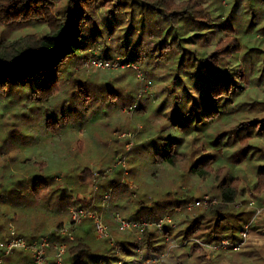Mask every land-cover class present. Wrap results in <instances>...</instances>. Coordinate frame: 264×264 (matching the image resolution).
Instances as JSON below:
<instances>
[{
	"label": "rangeland",
	"instance_id": "1",
	"mask_svg": "<svg viewBox=\"0 0 264 264\" xmlns=\"http://www.w3.org/2000/svg\"><path fill=\"white\" fill-rule=\"evenodd\" d=\"M213 1L200 2L209 6ZM231 2L232 0H220L216 7L217 14L226 16ZM253 3L261 5L256 8L261 10V20L264 22V1L255 0ZM247 8L250 9L251 5L243 0L237 10L243 25V28H240L243 48L258 46L259 52L264 53V42L260 41L264 40V36H258L259 34L252 30L245 29L250 18ZM108 41L112 43L113 37H109ZM148 46L150 48V45ZM213 48L207 49L210 51ZM101 52V48L95 46L89 51L88 59L101 60L97 58ZM260 56L259 60L264 61V57ZM121 60V56L107 60L116 65L109 68L93 67L91 63L87 66L86 63L83 64L79 77L91 86V89L85 88L87 104H77L76 112L65 110V119L60 117L58 126L56 123L45 121V110L48 106L59 104L61 101L58 99L55 104H39L29 99L25 90L19 97L15 93V97L8 95L0 99V238L8 233L9 228H13L20 236L32 237L31 241L38 240L39 236L48 235L57 227L68 225L72 207L90 206L92 203L91 210L101 216L113 244H109L106 239H97L92 223L83 221L71 226V240L59 239L52 235L46 249V257L53 260L55 246L61 242H65L68 249L78 230L86 225L87 228L90 227L93 249L99 251L101 246H106L111 249L115 260L117 259L116 264H122L124 254L121 241H136V237L139 241L149 243L147 238L150 232L156 234L160 242L163 238L160 237L162 232L157 233L151 229L153 225L146 227V235L144 232L139 235L135 232H122L113 219L115 215L129 219L130 215L142 206L145 208H141L139 212L141 218L150 217L151 213H154L151 218L163 214L161 219L153 222L161 220V225L166 223L171 228L172 239L164 244H168V247L176 246L174 243H177V235L180 229L184 228L179 221H187L190 218L187 213L177 211L173 200L180 197L192 201L206 198V204L201 206L187 210V204L192 202L189 201L182 207L190 214L198 213L197 207L206 210L218 203L220 184H225L234 187L237 192L235 202L226 206L225 214L231 218L238 214L237 218L245 223V228L249 225L250 227L245 236L241 234L239 242L222 239L217 243L222 257L215 264L264 263V212L256 217L264 210L263 175L256 177L258 172L264 171V132H241L238 135L233 133L234 136L229 132L239 122L264 120V112H258L260 109L264 110V80L256 82L258 73L254 76L252 74V70L258 66L250 70L252 79L245 80L244 83L248 88V95L240 101L263 102L260 108L258 103L252 109L248 104L242 105V111L236 114L229 111V114L217 116L208 122L206 129L199 131L202 133L185 135L180 132L183 141L178 148L175 165L158 163L154 166L152 162L156 145H152L150 141L156 135L164 136L169 132L180 135L166 126L169 122L166 114L170 111L172 101L164 100L167 98L165 88H173V85L170 80L164 85L156 84L145 78L143 66L122 64L119 62ZM153 60L150 61L151 65L156 64ZM156 65L155 72L161 76L168 72L170 66L169 63L164 66L161 62ZM261 66L259 64V68ZM112 93L115 95H109ZM143 105L145 113L136 111V107ZM248 130L251 131V128ZM218 134H223L219 144L205 143L204 140L208 142L209 138H215ZM238 136H249V139L239 143L235 139ZM127 144L131 145L128 150ZM122 148V155L117 156L116 152ZM202 154H212L216 161L212 163L207 175L199 177L188 169ZM217 154H222V157ZM101 169L104 173H101ZM36 177L50 178L49 187L42 189L39 194L31 193V182ZM113 178L115 183L109 184ZM93 179L97 181L98 189L100 184L103 189L109 186L111 196L108 200L103 202V199H98V190H92ZM59 188L65 190L64 195L70 196L69 204H66V199L61 200V204L58 203ZM156 198L163 206L155 207L153 201ZM214 223V218L207 217L190 239L196 240L200 234H206L213 228L220 232L222 226L215 227ZM228 227L225 225V228ZM223 241L227 243L224 248V245L221 246ZM249 245L256 246L258 252L255 257L239 252ZM142 246L144 249L140 247L137 249L138 254H133L135 260L143 258L146 250L150 254L156 253L151 247L149 250L145 245ZM216 251H187L189 258L186 257L184 263L214 264L212 260ZM175 252L171 251L167 256L163 254L164 257H159L158 262H168ZM233 253L235 256L231 255ZM184 257L182 256L183 261ZM152 258L154 257L146 259L143 264L150 262ZM131 264L141 263L135 261Z\"/></svg>",
	"mask_w": 264,
	"mask_h": 264
},
{
	"label": "trees",
	"instance_id": "2",
	"mask_svg": "<svg viewBox=\"0 0 264 264\" xmlns=\"http://www.w3.org/2000/svg\"><path fill=\"white\" fill-rule=\"evenodd\" d=\"M200 1L0 0V99L8 95L15 97V93L19 97L23 90L27 91L29 99L39 104L50 102L55 104V100L58 99L61 101L59 104L48 106L45 110V121L59 123L60 117L62 120L65 119L63 114L65 110L76 112L77 104H87L85 88L91 89V86L79 77L80 70L88 61L89 51L99 46L102 52L97 58L101 61L114 60L121 56L120 63L143 66L145 78L151 79L156 84L164 85L165 82L171 81L173 88H165L167 98L164 100L172 101L170 111L166 114L169 120L166 126L179 134L180 132L185 135L202 133L199 131L206 129L208 122L217 116L229 114V111L236 114L242 111V105L248 104L252 109L258 103L260 108L263 102L240 101L248 95V88L244 83L245 80L252 79L251 69L258 66L252 70V74L254 76L258 73L256 82L264 80V61L259 60L260 55L264 57V53L259 52L258 46H248L244 49L240 39V28H243V25L237 10L241 7L243 0H232L229 13L224 17L223 14H217L216 7L220 0H214L209 6ZM245 1L251 5L250 9H246L250 18L245 29L252 30L263 37L264 22L261 20V10L256 8L261 5L253 3L255 0ZM109 37H113L116 44L114 41L109 42ZM260 41L264 42V40ZM209 47L214 48L209 51L207 49ZM152 60L153 63L161 62L164 66L169 63L168 72L164 76L156 73L157 65H151ZM259 64L262 65L261 68ZM109 95H115V93ZM143 107L144 105L136 107V111H143ZM258 112L263 113L264 110L260 109ZM249 127L251 131L248 130ZM229 132L232 136L241 132L261 134L264 132V120L252 119L251 122H239ZM221 135L223 134L209 138L208 142L204 141L219 144ZM235 139L241 143L249 139V136L242 138L238 136ZM182 141L183 136L176 135L175 132H169L164 136L156 135L150 141L152 145H156L153 165L164 163L174 166ZM135 148L136 146L133 149ZM123 151L122 148L116 152V155H122ZM217 156L222 157V154ZM214 161L216 159L212 154H202L196 158L188 171L204 177L209 169L211 170ZM101 173H104L102 169ZM259 175H263L264 180V171L258 172L256 177ZM34 179L31 182L33 194H39L42 189H47L50 185L48 180L50 178L36 177ZM114 179H111L109 184L115 183ZM102 187L100 184L96 194L99 200L109 188V186H105V189ZM219 189L218 203L206 210L197 207L199 211L194 214L182 209L192 200H187L185 197L173 200L177 211L187 213V217L190 218L187 221H179L184 228L180 229L177 243H174L177 247H168V244H164L172 239L170 238L172 230L164 223L160 229L151 228L154 232H162V236L160 235L163 238L162 242L153 232H150L147 238L149 243L139 241L136 237V241H121L124 254L121 259L122 264H131L135 261L143 264L151 256L154 258L146 264H185V258H189L187 251L214 252L199 243L217 244L222 239L239 242L241 234L246 231L248 233L250 225L245 228V223L237 218L238 214L233 218L225 214L226 206L233 204L236 200V189L225 184H220ZM59 190L58 203L61 204V200L66 199V204H69L70 196L64 195L63 188ZM153 204L155 207L163 206L159 204L158 198L154 199ZM141 208L145 206L136 209L129 219L153 222L161 219L163 215L151 218L154 215L151 213L150 217L141 218L139 213ZM263 212L264 210L256 217ZM207 217L214 218L215 227L222 226L221 231L218 232L217 228H213L206 234H200L196 240H191L192 234ZM83 221L91 222L89 219ZM225 225L229 227L225 228ZM146 231L145 229L144 235ZM6 236L8 234L2 236L0 240ZM54 236L56 237L53 234ZM31 238L25 237L27 241H31ZM90 241V227L83 225L78 230L75 240L69 243L68 249L66 248V255L64 254L65 257L63 256L60 264H116L117 259L115 260L111 249L101 246V250L95 251ZM142 245H145L146 249L151 247L153 252L159 254H150L146 250L143 258L135 260L133 254H138L137 249L140 247L144 249ZM171 251L177 252L169 258L168 262H158L159 257L167 256ZM219 251L217 250V253L213 255L214 264L222 257ZM239 252L255 257L258 250L256 246L249 245ZM231 255L235 256V253ZM182 256H185L184 261ZM30 263L31 257L22 251L13 252L3 262V264ZM46 264L56 263L52 260Z\"/></svg>",
	"mask_w": 264,
	"mask_h": 264
},
{
	"label": "built area",
	"instance_id": "3",
	"mask_svg": "<svg viewBox=\"0 0 264 264\" xmlns=\"http://www.w3.org/2000/svg\"><path fill=\"white\" fill-rule=\"evenodd\" d=\"M97 68H109L110 66L116 67L115 64H110L109 61H101L97 59H88L86 62L87 65H91ZM128 66V65H127ZM131 147L130 144L126 145L127 150ZM92 190L96 192L98 190L97 181L93 179L92 181ZM110 191L104 194L103 202L110 198ZM206 198L204 200H196L189 202L186 206L187 210L194 208L196 206H201L202 204H206ZM92 203L90 206L81 205L78 207H72L70 209V218L68 225H62L57 227L54 232L49 233L45 236H40L38 240L27 241L23 236L18 235L13 228L8 229V236L4 239L0 240V264H3L4 259L11 255L15 251H23L30 254L31 263L30 264H46L48 262L46 257V249L49 246L51 235H58L61 238L71 240L73 239L71 226H75L79 224L84 219H89L93 223L94 226V234L97 239H106L109 244H113V240L109 235L108 228L103 222L101 216L91 210ZM115 220L118 229L122 232H135L137 235L142 234L147 226L153 225L154 227L160 229L161 220L153 223L147 222H138L135 220L125 219L118 215L113 217ZM246 235V232L243 233V236ZM199 242V241H198ZM207 248L212 250H218L220 247L216 243H199ZM224 245V246H223ZM227 245L226 242H222L221 246L223 248ZM236 247V246H235ZM56 253L53 261L56 264H60L62 262L63 256L66 250V243L61 242L60 244L55 246ZM121 261V260H120ZM120 264V262H118Z\"/></svg>",
	"mask_w": 264,
	"mask_h": 264
},
{
	"label": "crops",
	"instance_id": "4",
	"mask_svg": "<svg viewBox=\"0 0 264 264\" xmlns=\"http://www.w3.org/2000/svg\"><path fill=\"white\" fill-rule=\"evenodd\" d=\"M72 186V185H71ZM16 232V231H15ZM17 233V232H16ZM18 234V233H17ZM19 235V234H18ZM40 237V236H39ZM57 238L61 239V237H59L58 235H56ZM25 238V237H24ZM67 246V245H66ZM48 262L52 261V259L50 260L49 258L47 259Z\"/></svg>",
	"mask_w": 264,
	"mask_h": 264
}]
</instances>
